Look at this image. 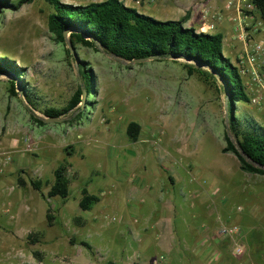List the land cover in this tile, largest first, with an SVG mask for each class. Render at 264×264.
I'll list each match as a JSON object with an SVG mask.
<instances>
[{"label":"rangeland","instance_id":"rangeland-1","mask_svg":"<svg viewBox=\"0 0 264 264\" xmlns=\"http://www.w3.org/2000/svg\"><path fill=\"white\" fill-rule=\"evenodd\" d=\"M50 10L46 0H33L0 13V57L20 68L18 74H0V264H139V244L130 231L143 224L153 230L149 222L178 198L188 206L192 201L191 213L198 210L196 199L203 200L216 222L213 235L241 263L264 259V176L244 173L236 157L222 151L223 91L197 73L188 75L183 59L128 63L81 43L72 45L75 58L66 51L68 37L60 43L48 32ZM80 65L91 74L85 105L60 115L61 121H44L45 108L61 109L79 84L85 89ZM10 79L20 87L17 95L8 91ZM243 104L236 103V116L255 120ZM130 121L139 124L135 141L126 133ZM67 146L72 155L64 151ZM64 161L71 164L68 196L43 199L40 192L46 194L53 170ZM168 172L179 174L174 184ZM19 175L25 186L17 184ZM34 178L47 182L41 191L30 185ZM246 179L249 192L243 191ZM231 182L241 189L227 197L222 210L216 204ZM132 185L145 191L126 192ZM83 186L99 197L89 210L78 205ZM215 188L221 192L211 198ZM205 220L193 215L188 226L200 229ZM221 223L239 226L242 255H234L230 237L217 234ZM34 233L35 243L29 237ZM189 236L193 246L197 236Z\"/></svg>","mask_w":264,"mask_h":264},{"label":"trees","instance_id":"trees-1","mask_svg":"<svg viewBox=\"0 0 264 264\" xmlns=\"http://www.w3.org/2000/svg\"><path fill=\"white\" fill-rule=\"evenodd\" d=\"M32 1L0 0V13L5 9L16 11L22 5ZM46 1L51 6V10L47 14V29L56 42H65L66 37H64L63 31L69 30L68 39L73 46L76 43H81L100 48L102 51L126 61L151 56L154 57L151 60H185L182 65L188 75L197 73L204 82L209 85L214 84L221 92L223 91L226 97L227 129L224 134L225 145L222 151L232 153L242 171L264 175V127L248 116L239 118L235 114L236 103L248 102L249 99L238 68L229 57L223 54L222 33L197 32L191 27H186L184 23L188 19V13L179 19L161 20L141 13L134 7L126 6L121 0H101L85 4H72L60 0ZM257 3L261 16L264 18V5L259 0ZM66 51L69 52V50ZM78 68L89 94L90 71L84 69L82 65ZM19 70L20 68L13 62L5 57H0V74L4 72L18 74ZM16 89L15 81L10 79L9 93L17 95ZM81 95L82 87L79 84L63 108L48 107L42 113L46 117H58L74 109L80 103ZM32 118L39 124L45 123L37 116L32 115ZM126 133L131 141L137 140L139 124L130 121L127 124ZM236 145H239L244 153L260 166H255L244 160ZM64 151L67 155L73 153L69 146ZM70 171L71 164L68 161L60 163L53 170V181L46 194L40 192L42 198L47 199L55 196L66 198L69 194L67 176ZM29 183L33 189L41 191L43 183L47 182L40 178H34L30 179ZM17 184L25 186L26 180L19 175ZM98 201L97 195L90 193L86 186L82 187L81 197L78 201L82 210H89ZM46 219L48 224H52L54 216L49 207ZM75 220L78 221L79 218L75 217ZM29 237L33 243L37 242L36 233ZM81 243L87 249H91L90 244L86 241H81ZM35 254L37 253L35 252ZM253 254H255V250H253Z\"/></svg>","mask_w":264,"mask_h":264},{"label":"crops","instance_id":"crops-1","mask_svg":"<svg viewBox=\"0 0 264 264\" xmlns=\"http://www.w3.org/2000/svg\"><path fill=\"white\" fill-rule=\"evenodd\" d=\"M92 1L101 0H68L66 2L72 4H85ZM121 1L126 6L134 7L141 13L161 20L179 19L188 13V19L184 23L186 27H191L197 32L222 33V49L225 47L227 51L225 56L229 57L232 63L243 54L244 43L239 38L236 25L231 21L229 13L219 19L216 18L215 20H207L203 17L205 11L209 16V14L220 7L223 0H157L154 4H144L139 6V8L134 5L131 0ZM253 21L254 20H247L245 27L246 32L255 40L264 39V24L262 27L255 29L251 25ZM249 23H251V26H248ZM209 24H212L213 27L209 28ZM242 103H244L246 105L245 107L249 109V111L245 109L246 113H248L247 115L253 117L259 125L264 127V122H262L261 118L258 116L262 115L264 120L262 114L263 110L250 105L248 102ZM237 167L240 169L239 164H237ZM231 169L228 167V169L225 170H231L233 172V167ZM243 172L248 173L245 171ZM227 173L225 174L228 175ZM243 177L245 178V175H243ZM167 178L172 184H174L175 179L179 178V174L168 172ZM226 182L228 181L226 180ZM232 182L229 185L227 184L229 189L224 190L221 202L216 204V206L220 207L222 210L226 209L227 197H230L231 194L233 195L241 189H237ZM244 182V186L247 184L248 189L244 188L243 191L249 192L250 183L248 182V179ZM139 191H145L144 187L141 185H132L130 188H127L126 192L136 194ZM211 191V198L215 197V195L217 196L221 192L219 188H215ZM249 194H251V192ZM201 198L205 199L203 195ZM187 203L188 201L185 202V200L181 198H178L173 202L169 200L162 209V213L165 214L161 217L158 216L155 221L149 222L151 228L152 225L154 226L153 230L148 227V224H143L139 226V231H137V229L130 231L131 234L134 233L135 235L133 241L138 242L139 244V264H264V259H253L252 261L247 258L241 263L239 258L234 257L230 253V246L228 244L223 245L225 241L222 242V240L216 239L213 235L216 222L213 217L208 214L209 211L206 209L203 200H200L199 202V199H196L195 205L198 210L192 213L189 210L192 206V201H190V208ZM193 215L197 218L207 219L205 220L207 223L200 227V229H190L188 221ZM151 218H153V213L151 214ZM155 225H157V228ZM192 234L197 236V240L193 246L188 243L190 239L189 235ZM127 243L128 242L124 245ZM196 258H199L197 259L198 262L196 261Z\"/></svg>","mask_w":264,"mask_h":264},{"label":"built area","instance_id":"built-area-1","mask_svg":"<svg viewBox=\"0 0 264 264\" xmlns=\"http://www.w3.org/2000/svg\"><path fill=\"white\" fill-rule=\"evenodd\" d=\"M157 0H131L137 7L144 4H154ZM264 5V0H259ZM257 0H223L222 5L213 11L209 16L205 11L203 17L207 20L221 18L227 13L230 19L236 25L239 38L244 43L243 54L236 60V67L243 80L244 88L248 96V103L261 110H264V39L255 40L246 32L247 20H254L249 23L255 29L264 24V18L261 16ZM261 6V5H260ZM251 24V25H250ZM209 28L213 25L209 24ZM112 219H115L112 217ZM219 236L230 237L234 242V255H242L244 247L238 242L240 228L237 224L221 223L217 229Z\"/></svg>","mask_w":264,"mask_h":264},{"label":"water","instance_id":"water-1","mask_svg":"<svg viewBox=\"0 0 264 264\" xmlns=\"http://www.w3.org/2000/svg\"><path fill=\"white\" fill-rule=\"evenodd\" d=\"M68 31L69 30H65L63 31V35L64 37H68ZM68 49L70 51V53L76 58V55L74 53V50L72 48V44L69 42V45H68ZM112 55V54H110ZM114 56V55H112ZM115 57V56H114ZM118 58V57H117ZM154 57L151 56V57H146V58H135V59H132L130 61H128V63H140V62H143V61H146V60H151L153 59ZM126 61V60H125ZM18 87V84L17 86ZM17 90L20 92V87L17 88ZM86 95H87V92H86V89H82V95H81V101H80V106L83 107L85 105V99H86ZM226 115H227V112H226ZM44 121H61L62 118L60 116H52V117H44L43 118ZM226 120H227V117H226ZM229 136H231V134L228 132ZM231 139L233 140V138L231 137ZM236 148L239 152V154L243 157L244 160H246L248 163H251V164H254L255 166H260L258 165L257 163L253 162L245 153L244 151L242 150V148L239 146V145H236Z\"/></svg>","mask_w":264,"mask_h":264}]
</instances>
